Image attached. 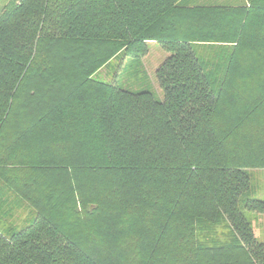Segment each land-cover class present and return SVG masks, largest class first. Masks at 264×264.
Wrapping results in <instances>:
<instances>
[{"label": "trees", "instance_id": "16d2710c", "mask_svg": "<svg viewBox=\"0 0 264 264\" xmlns=\"http://www.w3.org/2000/svg\"><path fill=\"white\" fill-rule=\"evenodd\" d=\"M181 1L6 0L0 264H264V0ZM150 42L162 100L97 76Z\"/></svg>", "mask_w": 264, "mask_h": 264}, {"label": "rangeland", "instance_id": "374dc122", "mask_svg": "<svg viewBox=\"0 0 264 264\" xmlns=\"http://www.w3.org/2000/svg\"><path fill=\"white\" fill-rule=\"evenodd\" d=\"M244 0H182L181 4L189 5H235L243 3ZM6 0H0V10L3 8ZM148 51L145 57L141 59V64L132 72H125L122 66H119L118 58L112 59L107 67L101 69L97 76L104 80L115 81L124 89L133 92L146 90L152 93L157 100L163 99V91L155 77V69L168 56L165 51L156 42L147 44ZM116 74V76H114ZM250 188L248 197H254L264 200V169H249ZM34 214V212L32 211ZM246 219L249 221L256 240L264 242V213L243 211Z\"/></svg>", "mask_w": 264, "mask_h": 264}]
</instances>
